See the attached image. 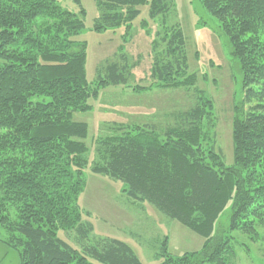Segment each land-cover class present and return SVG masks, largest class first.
Returning a JSON list of instances; mask_svg holds the SVG:
<instances>
[{"label":"trees","instance_id":"16d2710c","mask_svg":"<svg viewBox=\"0 0 264 264\" xmlns=\"http://www.w3.org/2000/svg\"><path fill=\"white\" fill-rule=\"evenodd\" d=\"M74 1L78 13L60 0H0L2 242L20 253L21 264H143L133 247L94 235V225L84 219L91 215L79 201L90 168L122 183V193L133 202L205 240L201 250L173 256L165 236L159 264H235L240 252L254 253L255 243L261 246L254 261L264 264V0H199L218 20L242 75L230 166L216 149L215 104L199 91L176 127L158 131L116 123L114 135L95 141L90 164L89 126L73 122V114L92 111L90 100L110 86L139 92L153 87L128 85L133 68L123 47L118 59L98 70L96 82L88 81L87 43L76 40L87 12L81 0ZM95 2L96 33L130 28L141 7H148L152 20L174 8V0ZM162 41L165 49L153 54L155 86L194 88L197 75L189 74L182 28H164ZM61 232L73 243L60 238Z\"/></svg>","mask_w":264,"mask_h":264},{"label":"rangeland","instance_id":"374dc122","mask_svg":"<svg viewBox=\"0 0 264 264\" xmlns=\"http://www.w3.org/2000/svg\"><path fill=\"white\" fill-rule=\"evenodd\" d=\"M87 12L85 30L76 38L87 43V79L94 83L98 70L109 61L119 58L123 47L132 69L129 86L153 87L149 92L133 91L124 86H110L100 91L98 99L90 100L92 111L74 113L72 120L89 126L90 164L95 156V141L116 133L115 124L124 126L153 125L158 131L176 127L180 116L197 102V92L207 94L215 104L216 149L220 150L225 163H233L232 118L233 106L243 97L242 75L237 61L231 54L227 38L221 32L218 20L213 17L199 0H174L173 10L165 16L150 19L148 7L140 8V15L127 27L96 33L94 22L99 17L95 0H81ZM60 5L73 13L79 12L74 0H60ZM179 25L187 39L189 74H196L194 88H157L151 77L153 54L165 49L162 41L164 28ZM157 42L154 51L152 42ZM0 64H4L0 60ZM155 86V87H154ZM86 189L80 197L84 219L95 227L96 236L121 240L133 247L143 264H159L156 255L160 252L165 236L173 256L196 252L202 249L204 239L173 221L158 214L151 206L140 205L122 193L125 186L120 182L95 175L90 168L85 171ZM135 203V204H132ZM137 204V205H136ZM227 216V214L225 215ZM222 226L227 224L224 218ZM0 237V264H21L20 253L2 242ZM73 243L72 237L60 233ZM254 253H239L235 264H256L261 245L250 244ZM257 251V252H256ZM256 253V254H255Z\"/></svg>","mask_w":264,"mask_h":264},{"label":"bare ground","instance_id":"6f19581e","mask_svg":"<svg viewBox=\"0 0 264 264\" xmlns=\"http://www.w3.org/2000/svg\"><path fill=\"white\" fill-rule=\"evenodd\" d=\"M158 9V8H157ZM161 14V13H160ZM91 256V255H90ZM98 262V261H97Z\"/></svg>","mask_w":264,"mask_h":264}]
</instances>
